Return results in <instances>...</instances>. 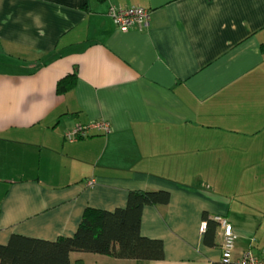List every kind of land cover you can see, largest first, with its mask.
Instances as JSON below:
<instances>
[{"label":"crops","instance_id":"1","mask_svg":"<svg viewBox=\"0 0 264 264\" xmlns=\"http://www.w3.org/2000/svg\"><path fill=\"white\" fill-rule=\"evenodd\" d=\"M110 6L149 23L119 30ZM101 119L108 134L64 139ZM131 190L169 193L141 211L163 255L113 264H222L221 228L211 244L201 230L216 215L233 259L262 254L264 0H0V244L71 236L86 207H124Z\"/></svg>","mask_w":264,"mask_h":264},{"label":"trees","instance_id":"2","mask_svg":"<svg viewBox=\"0 0 264 264\" xmlns=\"http://www.w3.org/2000/svg\"><path fill=\"white\" fill-rule=\"evenodd\" d=\"M75 71L61 77L55 93L62 95L76 83ZM169 193L164 190H131L124 207L104 210L86 207L71 236L46 240L12 233L6 244H0V264H82L71 262L70 253L104 255L136 262L159 260L163 255L161 241L140 234L141 211L145 205H166ZM203 241L212 243L219 223L205 216Z\"/></svg>","mask_w":264,"mask_h":264},{"label":"built area","instance_id":"3","mask_svg":"<svg viewBox=\"0 0 264 264\" xmlns=\"http://www.w3.org/2000/svg\"><path fill=\"white\" fill-rule=\"evenodd\" d=\"M107 13L119 30H126L131 26L144 28L147 27L150 20V10L141 6L125 8L110 6ZM93 131L108 134L110 132L109 122L101 119L86 124H76L64 133V139L67 141H74L80 138H86L89 137ZM94 182L95 180L91 178L86 183L88 186H93ZM213 218L219 223L222 232V264H264V249L260 256H256L251 251L246 250L237 258L233 259L231 257V251L235 240V234L232 227L225 217L216 215L213 216ZM204 229L205 223L203 222L201 230Z\"/></svg>","mask_w":264,"mask_h":264},{"label":"rangeland","instance_id":"4","mask_svg":"<svg viewBox=\"0 0 264 264\" xmlns=\"http://www.w3.org/2000/svg\"><path fill=\"white\" fill-rule=\"evenodd\" d=\"M111 260L112 259L109 257H107V259H99V257H96L95 254L87 253L85 254L84 262H82V264H113ZM73 261L74 259L71 260V262Z\"/></svg>","mask_w":264,"mask_h":264}]
</instances>
